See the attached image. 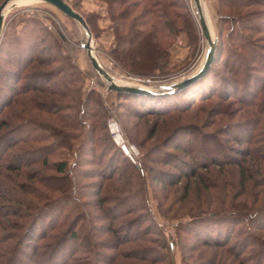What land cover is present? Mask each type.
Returning <instances> with one entry per match:
<instances>
[{
  "label": "trees",
  "instance_id": "trees-1",
  "mask_svg": "<svg viewBox=\"0 0 264 264\" xmlns=\"http://www.w3.org/2000/svg\"><path fill=\"white\" fill-rule=\"evenodd\" d=\"M4 1L0 0V5ZM106 1L112 19L117 22L118 40L123 45L118 51L120 62L129 66L125 60L132 59L129 67L138 74H151L154 69L164 71L169 64V46L161 40V31H166L164 34L171 39L187 27L186 24L175 27L179 15L170 9L176 4L167 0ZM231 2L227 7L243 10L260 6L262 9L259 13L219 16L221 29L216 33L214 59L202 76L178 90H158L152 95L116 94L119 99L126 100L124 104L133 110L135 117L145 118V123L149 122V117L156 118L146 128L143 138L146 142L156 138L152 149L162 152L160 162L175 168L163 172L157 167L150 168L151 179L160 180L165 190L169 188L165 200L171 198L170 193L174 194L168 207L161 205L160 212L189 218L178 224L179 230L191 232L193 239L207 248L204 252L214 250L210 260L203 259L202 263L249 264L247 257L253 254L258 257L257 264H264V36L254 38L250 35L252 31L264 32V0ZM86 20L95 35L90 21ZM224 25L230 27L222 28ZM189 35L194 42L197 37ZM17 39L28 45L24 53L23 49L9 48L18 50V70L0 71L2 82L10 90V94L0 93V162L6 160L5 171L16 173L9 182L13 190L19 189V195L11 200L18 208L24 206L28 211L21 214V209H8L9 214L26 220L25 226L17 221L11 225L23 229L22 236L12 237L15 242L7 250L12 251L14 260L17 259L14 264L164 263L158 249L152 245L155 239L148 236L153 231L149 228L154 226V231L163 238L159 243L165 251H170L172 245L165 241L152 214L149 213V228H137L133 236L134 220L120 221L135 212V206L128 205V199L136 191L144 193V197L141 195L142 210H150L144 167L140 171L141 186L126 181L121 187L113 186L111 182L120 178L116 177L121 168L120 159L105 125L84 119L93 116L88 104L90 91L82 110L57 105L53 100L63 93L58 84L50 83L55 74L40 70L41 73L31 75L28 70L48 64L44 63L46 58L31 54L39 36L33 30L29 31L28 38ZM143 40H148L153 55L144 66L139 59L133 58L134 48L141 47ZM23 78L27 83H21ZM40 79L44 82H39ZM235 104L241 107L236 109ZM6 108L11 111L5 112ZM187 113L192 116L191 120L182 123ZM237 114L239 118L233 119ZM222 116L228 119L222 122ZM218 121L221 122L214 129H209ZM238 131L244 132L243 135ZM181 132L188 137H180ZM80 139L83 145H93L86 148L88 165L97 163L96 158H89L96 154L98 145L105 146L99 163L110 154L106 166L79 169L82 155L78 152L70 163L63 150H73ZM230 141L238 145L226 143ZM216 150H222L223 156H217ZM181 151L187 158L180 154ZM7 153L10 154L8 158ZM159 172L164 179L157 175ZM21 175L25 178L20 179ZM79 177L96 181L80 185ZM0 186L5 187V182H0ZM85 187L93 189L86 193ZM216 194L220 196L217 204L210 200ZM86 196H93V201H82L81 197ZM85 204L96 206L99 211L91 215ZM120 205L125 208L118 210ZM197 223L202 225L193 228ZM239 224L245 225L249 236L246 243L236 245L231 241ZM123 231L125 237L119 235ZM23 242L33 250V257L25 256L29 262L21 259L23 256L17 250ZM192 250L197 251V247L193 245ZM172 260H169L171 264ZM185 261L184 257L183 263Z\"/></svg>",
  "mask_w": 264,
  "mask_h": 264
},
{
  "label": "rangeland",
  "instance_id": "rangeland-1",
  "mask_svg": "<svg viewBox=\"0 0 264 264\" xmlns=\"http://www.w3.org/2000/svg\"><path fill=\"white\" fill-rule=\"evenodd\" d=\"M65 1L67 3H70V5H74L78 9V12L83 15V17L85 16L86 18H88L95 32L94 35L91 30L93 35L92 41L94 52L98 56L99 61L102 63L103 67L119 82L137 84L135 83L137 82V79H145L150 80V83H152L153 85H163L179 81L183 77H186L195 72L200 67L207 52L208 43L199 23V17L197 15L194 1L167 0L168 2L176 4L175 8L172 7L170 9L172 13H176L179 15L178 20H176L175 27L177 28L180 25L183 26L184 24H186V30L184 32L177 33V36L172 37L171 39L164 34L166 33V31H161V40L165 42L166 46H169V64L164 71L154 69L152 70L153 72L151 74L134 73L131 70L132 68L129 67L132 59L128 58L127 60H125L126 64L128 63L129 66H126L122 62H120L118 51L121 50V47H123V45H121L118 40L119 30L116 27L117 22H115L111 17L109 3L106 0ZM203 1L209 25L211 27L213 35L215 36L216 33L221 29V22L219 21L220 15H236L238 13L247 14L251 12L254 13L255 11L256 13H259V11H261L262 9L260 6H255L243 10L235 6H233L232 8L227 7V3H232V0ZM174 17L175 15L173 14L172 18ZM227 27L230 26H222V28ZM33 30L34 34L39 36V41L36 42L34 40L36 44L34 45L35 51L31 54L36 58H46V61H44V63L48 64L46 66L45 64L43 66L38 65V69H33L30 67L28 68L29 73H31L32 75L33 73H41L40 70H45L55 74V78L51 80L50 83L55 85L58 84V86L62 88L63 93L60 97L55 96L56 98H54L53 101H55L57 105H62L64 107L65 105H68L72 108L82 110L83 107H86L85 98L87 96V93L90 91V100L88 104L90 114H92L93 116L91 119H88L87 116L84 119L89 123L96 121L100 126L105 125L111 141H113L114 145L116 146L114 151L117 154V157L120 159L121 168L118 175H116V177L120 178L118 181H116L118 179L117 178L111 182L114 183L113 186H117V188L121 187V185L124 184V181H126V183L133 182V184H138L141 186L140 171L141 167H144L145 179L147 182V198L149 201L150 210L149 212L147 210H142L143 203L141 204V195L143 194L144 197V193L142 191L141 193H139L140 191H136V194L134 193L133 196L134 199L132 196L131 199H128V205H134L136 210L133 214L126 216V218H121L120 221H124L129 218L134 220L135 226L133 232H131V236H133V234H136L137 228H149L150 221L148 220V218L150 219V213L155 217L158 224L157 227L159 231L162 232L165 241L172 245L170 251H165L161 243H159V239L163 240V238H160L161 236H159V234L154 231V226L153 228H149L150 231L151 229L153 231H151L148 236L150 238L153 237L151 239H155V243L152 245L156 247L155 249H158L159 256H161L160 258L164 261V263L159 264H171V262H169L170 258L173 259V264H203V259L207 260L209 258L210 260L211 254L214 250L204 252L207 250V248L197 243L193 239V234L191 232L187 233L179 230L178 224H180V222L189 220V218H177L176 216H173V213L164 215L160 212L161 205L163 207H168L174 194L170 193L171 198L169 200H165L166 198H164V196H166V194L168 193L167 190L169 188L165 190L160 180L153 181L151 179L150 168L157 167L158 169L162 170L161 172L174 171L175 168H173L171 165L166 164L165 162H160L163 157L162 152L158 149L153 150V146L157 140L156 138L151 140L150 142H146V140H144L143 138L145 137L146 128L150 127L153 124V121L156 120V118L149 117V122L145 123V118L140 119L138 117H135L133 115V110L126 107V105L124 104V101L126 100L119 99L115 91H109L106 79H104L93 67L88 58L86 49L82 47V45L87 41L88 36L84 28L77 21L64 15L54 5L43 1L27 0L17 3V5H14L5 16L3 34L0 38V71L2 69H7L9 71H16V69L18 70V55L16 54V51H21V49H23L22 52L24 53V49L28 48V45L25 44L24 40L20 41L17 38L19 37L21 39H26L29 37V31ZM189 33H192V35H195L197 37L194 42L190 40ZM250 35H252L254 38L262 37L264 36V32L257 33V31H252L250 32ZM148 43V40H143L141 45H148V47H144L143 45L141 46L142 49H140V46L136 47L134 48L136 51H134V57L130 54L131 57L137 58L142 63H144L143 66L146 64L145 62L150 61L153 57L152 53H150L151 51ZM14 47H17L16 49L18 50H9V48ZM29 73L27 74L29 75ZM12 76L13 75H11L10 77L11 79L13 78ZM26 81L28 80L23 78L21 83L25 84L27 83ZM66 81L68 82L66 83ZM39 82L43 83L44 79H40ZM2 91L4 93L7 92L8 94H10L9 88L5 86L0 78V93H3ZM64 95H66V97ZM132 107L133 105L131 104V108ZM233 107L238 109V107L241 106L240 104H235V106ZM7 111H11V108H6L5 112ZM177 114L178 113H174L173 115ZM191 117L192 116L187 113L182 120V123L189 122L191 120ZM238 118L239 114H237V116L233 119L237 120ZM227 119V117L222 116V122L226 121ZM115 121L118 123V126L122 130L124 137L126 138L128 143L133 146L137 158V163H134L127 156L121 144L119 143L118 134L115 132ZM15 122L18 121L16 120ZM219 122L221 121H218L209 129H214L219 124ZM238 133L242 136L244 132L238 131ZM181 135L182 136H179L185 139L186 137H188V135L186 133L183 134V132H181ZM196 137L198 136L196 135L195 138ZM80 141L81 139L79 141H76L75 148L73 150H63V153L65 154L64 156H67L71 164L74 161L75 152H78L82 155L80 157V166H78L79 169H100V167L106 166L108 162V156L110 154L104 158L102 164L99 163L102 152L105 149L104 145H98L96 154L89 158H96L95 161L97 163L95 165H88L85 159V156L87 155L85 154V152L88 151H86L87 147L90 148L93 145H83V143ZM226 143H229L233 146L238 145L234 141ZM84 146L86 147L84 148ZM168 149H170V151H174L171 150V148ZM214 149H216V147ZM121 153H123V155H121ZM8 154L9 153H7L6 155ZM180 154L184 158H187V155L184 152L181 151ZM223 154L224 153L222 152V150H216L217 156L221 157L223 156ZM9 156L10 154L6 156V158H8ZM124 158L127 159H125L128 162L127 167H125L126 164H124L123 162ZM5 163L6 160L0 162V168L2 170V172H0V182H5L6 184V186L3 188L0 186V264H14L17 259L14 260L11 256L12 251L9 252L7 250L9 246L13 245V243L15 242V238L12 237L22 236L23 229H16L15 227H11V225H13L14 221L23 224L26 220H24V217H19V215L15 216L14 214H9L8 209H14V211L16 209H21V214L28 211L24 206L18 208V206L15 205L17 203L11 200V198L18 197L19 189L17 188L13 190L14 186H12V184L9 182V178L15 176L16 173L11 172L9 169L5 171ZM145 165L148 167H146L147 169L145 168ZM29 171L31 170L29 169ZM45 172L50 173L49 171ZM76 173L77 172H75V174ZM157 175L159 177H163L162 173L160 172L157 173ZM23 178H25V176L21 175L20 179ZM127 179L130 180L128 181ZM162 179H164V177ZM92 181L96 180L84 177L78 178V183L80 185H84V183H91ZM38 186L42 187L40 185ZM84 189L85 192L88 193L93 189V187H85ZM218 195L219 194H216L212 199H210L211 202L214 201V203L217 204L220 201V196ZM81 199L82 201L90 203L91 201H93L94 197L86 196L81 197ZM84 206L86 207L85 209L88 210L89 213H91V215H94L97 213L96 211H99L96 206H90V204H85ZM123 208L125 207L123 205H120L118 210H122ZM201 225V223H197L193 226V228ZM87 228L84 233L87 232ZM246 233L247 228L244 224L237 225L231 243H235L236 245L243 244L244 242L246 243L249 236ZM119 235L125 237V231L120 232ZM187 235H190V238H187ZM149 243V245H151V242ZM193 245L197 247V251L192 250ZM17 250H20V256H23L21 259L24 258V260L28 261V259L25 257L26 254L31 255V257L34 256L32 252L33 250L25 246L24 242L22 244H19V248L17 247ZM184 257L186 258L185 263H183ZM247 259L249 260V264H257L258 257H256V255L249 254V257H247ZM34 262L36 263V261Z\"/></svg>",
  "mask_w": 264,
  "mask_h": 264
},
{
  "label": "water",
  "instance_id": "water-1",
  "mask_svg": "<svg viewBox=\"0 0 264 264\" xmlns=\"http://www.w3.org/2000/svg\"><path fill=\"white\" fill-rule=\"evenodd\" d=\"M13 1L14 0H5L0 5V38L1 35L3 34V29H4V22L6 16L5 10L8 4ZM37 1H43L54 5L64 15L74 19L84 28L88 38L87 41L82 45V47L86 49L88 58L91 64L93 65V67L98 71V73L104 79H106L109 91L126 92L132 94H140V95H152L154 94L155 91L158 90H178L183 88L190 82L196 80L200 76H202L209 69L214 59L215 51L217 48V37L213 35V32L209 25L207 15L205 13L203 0H193L197 10V15L199 17V23L202 27L203 34L208 43V49L200 67L195 72L191 73L186 77H183L179 81L172 82L169 84L149 85V86L119 82L103 67L102 63L99 61L98 56L94 52L93 41H92L93 35L86 19L83 17V15H81L78 11H76L69 3H67L65 0H37ZM13 6L14 5H12V7Z\"/></svg>",
  "mask_w": 264,
  "mask_h": 264
},
{
  "label": "built area",
  "instance_id": "built-area-1",
  "mask_svg": "<svg viewBox=\"0 0 264 264\" xmlns=\"http://www.w3.org/2000/svg\"><path fill=\"white\" fill-rule=\"evenodd\" d=\"M131 82H135V81H131ZM137 83L138 85H144V86H149V85H153L152 83H150V80H142V79H137ZM114 120V119H113ZM115 127V132L118 134L119 137V143L121 144L123 150L125 151V153L127 154V156L134 162L137 163V158L135 155V151L133 146H131L128 141L126 140V138L124 137V134L122 132V130L120 129V127L118 126V123L115 121L114 122Z\"/></svg>",
  "mask_w": 264,
  "mask_h": 264
},
{
  "label": "bare ground",
  "instance_id": "bare-ground-1",
  "mask_svg": "<svg viewBox=\"0 0 264 264\" xmlns=\"http://www.w3.org/2000/svg\"><path fill=\"white\" fill-rule=\"evenodd\" d=\"M23 1H27V0H14L13 2H10L5 10L6 14L7 12L12 9V5H17V3L23 2ZM205 8V6H204ZM144 86V85H143Z\"/></svg>",
  "mask_w": 264,
  "mask_h": 264
}]
</instances>
